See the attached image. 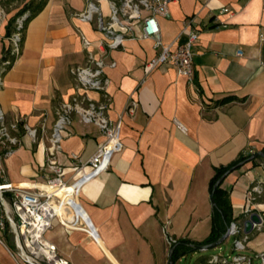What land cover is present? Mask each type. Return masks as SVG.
Listing matches in <instances>:
<instances>
[{
    "label": "crops",
    "instance_id": "1",
    "mask_svg": "<svg viewBox=\"0 0 264 264\" xmlns=\"http://www.w3.org/2000/svg\"><path fill=\"white\" fill-rule=\"evenodd\" d=\"M89 3L49 0L28 24L22 54L0 90V107L9 123L19 122L21 139V146L3 159L1 177L16 185L46 181L47 138L58 110L85 94L71 70L85 65L89 53L104 58L110 84L105 95L89 96L108 103L112 121L121 120L124 148L106 173L81 190L79 201L98 236L69 231L56 219L45 237L69 264H170L175 245L170 239L203 242L209 237L216 170L264 149V0H171L170 17L159 18L162 39L175 50L187 41L185 31H199L194 83L169 64L148 74L146 65L159 51L152 39L139 38V26L137 38L103 51V35L95 24L77 17ZM224 8L232 12L221 13ZM83 37L91 42L89 49ZM3 41L0 59L10 45L7 38ZM229 97L235 100L224 102ZM24 125L38 130L37 141ZM102 141L96 125L74 115L59 155L66 180L79 178L71 155L86 163ZM261 165L243 162L223 182L234 218L249 208L264 215V200L248 202L254 185L264 187ZM263 234L254 230L250 242ZM0 238V264H19L5 239L14 245L13 238L6 231H0Z\"/></svg>",
    "mask_w": 264,
    "mask_h": 264
},
{
    "label": "built area",
    "instance_id": "2",
    "mask_svg": "<svg viewBox=\"0 0 264 264\" xmlns=\"http://www.w3.org/2000/svg\"><path fill=\"white\" fill-rule=\"evenodd\" d=\"M103 1L107 2L109 7L108 19H105L103 14L101 6ZM170 3L171 0H97L96 3H89L87 9L77 14V17L83 22L95 24L97 30L103 35V39L99 41V46L103 51L118 50L123 47L127 39L137 38L135 28L139 26L141 29L139 38L152 39L154 47L159 51L158 56L146 65L148 74L162 65L169 64L177 68L180 76L194 83L193 47L198 41L199 31H185L187 41L175 50L165 45L159 18L170 17ZM231 12L229 8L221 11V13ZM2 13L0 8V17ZM191 24V20L186 23L187 27ZM23 28L24 20H18L16 33L8 39L12 45L13 54H19ZM82 40L86 49H89L91 42L86 37ZM238 55L242 53L238 52ZM88 56L85 65L74 67L71 70L78 87L85 94L74 96L70 102L60 107L54 128L47 138L45 169L49 178L46 182L16 185L6 182L1 177L3 159L21 146V139L17 133L19 122L9 123L0 107V231H6L13 237L16 253L19 259L26 264H69L60 255L56 245L45 237L56 219L69 231L86 232L94 239L98 236L79 201L81 190L87 183L110 169L112 157L122 152L124 145L120 136L121 120L112 121L108 116V103L95 102L89 96L90 92L105 95L110 84L105 73L108 63L104 58L97 59L91 53ZM109 66L114 67L115 63ZM3 82L4 76L0 68V90ZM74 115H78L84 124L96 125L102 132L103 141L86 163H83L78 155H71L75 172L79 178L66 180L65 168L59 162V155L63 150V133L72 125ZM174 123L181 132L188 133V128L182 122L175 120ZM24 131L34 141H37V129L24 125ZM253 154V151H249L246 157ZM262 167L264 169V162ZM262 190L263 188L259 185L252 187L248 193V202L253 204L256 200L254 193H261ZM251 211V208L246 209L245 214L248 215ZM241 224L239 221L233 222L229 228L237 250L246 249L249 238L244 233V227ZM261 226H256V228ZM0 243L3 244L1 238ZM176 243V240L170 239L171 245ZM255 259H258V263ZM255 259L240 256L231 264H264V252L257 254ZM214 262L230 264L223 257L220 259L216 256H214Z\"/></svg>",
    "mask_w": 264,
    "mask_h": 264
},
{
    "label": "trees",
    "instance_id": "3",
    "mask_svg": "<svg viewBox=\"0 0 264 264\" xmlns=\"http://www.w3.org/2000/svg\"><path fill=\"white\" fill-rule=\"evenodd\" d=\"M49 0H31L22 10L18 13V16L10 19L6 25V34L7 39L12 38L16 33V20L21 18L24 20V28L21 31L22 42L20 43L19 54H13L12 45L10 43L9 47L5 48L3 51V56L0 59V68L2 69V75L5 76L14 66L18 58L22 54L23 45L26 36V30L28 24L43 11ZM8 63L7 65H4ZM235 100L233 97H229L224 100V102H230ZM264 153V149L262 150ZM252 156L244 157L237 163L229 167H222L216 170V175L211 181V194L214 196L215 206L213 207L212 212V230L209 237L203 242H192L188 240L178 241L172 251L171 260L175 264L179 259L196 252L194 245H210L218 241L224 234L227 233L229 226L233 222L244 221L245 217L234 218L233 208L228 191L222 188V184L215 188V185L219 178L224 175L231 168H240V164L243 162H248ZM254 165L257 161L264 162L262 157H257L253 160H250ZM251 238V236L249 237ZM195 264H222L214 262V257H202Z\"/></svg>",
    "mask_w": 264,
    "mask_h": 264
},
{
    "label": "rangeland",
    "instance_id": "4",
    "mask_svg": "<svg viewBox=\"0 0 264 264\" xmlns=\"http://www.w3.org/2000/svg\"><path fill=\"white\" fill-rule=\"evenodd\" d=\"M30 1L31 0H0V8L3 11V13L1 14V17H0V48L3 45V42H4L3 40L6 38L5 35L3 34L4 30H5V34H6V25L8 24L10 19L17 17L18 13L21 12V10ZM96 2H97V0H91V3H96ZM102 6H103L104 13H105V15L107 17V15H109L107 7H106L105 4H103ZM18 20H21V18L17 19L16 23H17ZM262 165H263V163H262ZM261 175L264 177V169H263V171L261 170ZM48 178H49V175H48ZM47 179H46V181H47ZM262 180H264V179L262 178ZM256 185L261 186L263 188V190H262L261 193H254V197H256V200L254 201V204L255 203H260V202H262L264 200V197H263L264 187H263V185L262 184H256ZM253 213H259V212L252 209V211L248 215L244 213L243 217H245V220H246ZM259 214H260L262 220H264V215L261 214V213H259ZM244 221H239L240 223H242L241 225H243V227H244ZM207 226H209V233L208 234L210 235V233H211L210 229L212 227V217L210 219H207ZM230 227H231V225L229 226V228ZM229 228H228L227 231H229ZM263 228H264V225H262L259 228H255L254 230L257 229L258 231H263L264 232ZM248 236L250 237V236H252V234H250ZM5 239H6V243L8 244L9 249L12 252H14L15 255H17L16 249H15V246L13 245V243L8 241L7 238H5ZM234 241H235L234 237L230 236L224 243H222L218 247H215L213 249H209V250H206V251H196V252H194L192 254H189V255L179 259L175 264H195L202 257H214V256H216L218 258L220 257V259H222V257H223L228 263L231 264V263L234 262V260L237 257L243 256V257H250V258H254L255 259L257 254L264 252V234L261 235L255 243L254 242H250V238H248L246 249H243V250L242 249L241 250L235 249ZM257 244H258V246L256 247ZM255 260H256V263H258V259H255ZM20 262H21V264H26L21 259H19V263Z\"/></svg>",
    "mask_w": 264,
    "mask_h": 264
},
{
    "label": "water",
    "instance_id": "5",
    "mask_svg": "<svg viewBox=\"0 0 264 264\" xmlns=\"http://www.w3.org/2000/svg\"><path fill=\"white\" fill-rule=\"evenodd\" d=\"M257 157H262L264 159V153L263 152H259L257 154H254L250 160H253ZM236 170V168H231L230 170H228L224 175H222L219 180L217 181L216 185H215V188L220 186L224 181L225 179L232 173ZM210 199H211V204L212 206L214 207L215 206V202H214V196L213 194H211L210 196ZM263 225V220L260 216L259 213H253L248 219H246L244 221V232L245 234L247 235H250L253 233L254 229L256 228V226H261ZM230 237V232L227 231L226 234H224L218 241L210 244V245H194V249L196 251H206V250H209V249H213L215 247H218L219 245H221L222 243H224L228 238ZM173 251V249H172ZM172 251L170 253V264H173L172 260H171V255H172Z\"/></svg>",
    "mask_w": 264,
    "mask_h": 264
}]
</instances>
